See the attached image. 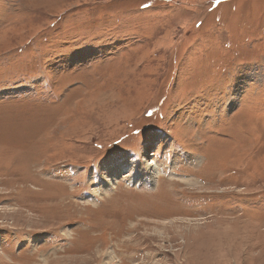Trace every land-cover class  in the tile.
Here are the masks:
<instances>
[{"label": "rangeland", "instance_id": "obj_1", "mask_svg": "<svg viewBox=\"0 0 264 264\" xmlns=\"http://www.w3.org/2000/svg\"><path fill=\"white\" fill-rule=\"evenodd\" d=\"M0 264H264V0H0Z\"/></svg>", "mask_w": 264, "mask_h": 264}, {"label": "bare ground", "instance_id": "obj_2", "mask_svg": "<svg viewBox=\"0 0 264 264\" xmlns=\"http://www.w3.org/2000/svg\"><path fill=\"white\" fill-rule=\"evenodd\" d=\"M152 166V165H151ZM156 171V169L154 168V172ZM156 173V172H155ZM114 181V180H113ZM166 210V209H165Z\"/></svg>", "mask_w": 264, "mask_h": 264}]
</instances>
